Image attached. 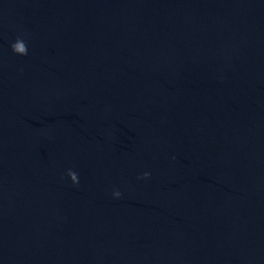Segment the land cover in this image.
<instances>
[{
	"label": "water",
	"instance_id": "95a60500",
	"mask_svg": "<svg viewBox=\"0 0 264 264\" xmlns=\"http://www.w3.org/2000/svg\"><path fill=\"white\" fill-rule=\"evenodd\" d=\"M0 264H264V0H0Z\"/></svg>",
	"mask_w": 264,
	"mask_h": 264
},
{
	"label": "clouds",
	"instance_id": "9594fccd",
	"mask_svg": "<svg viewBox=\"0 0 264 264\" xmlns=\"http://www.w3.org/2000/svg\"><path fill=\"white\" fill-rule=\"evenodd\" d=\"M11 50L13 53L15 54H18V55H27V46L24 42V40L20 37H18L15 42H13L11 45ZM149 175V173L145 172L143 173V177H140V178H147V176ZM67 176L68 178L70 179V181L73 183V184H77L78 183V176L75 172H73L72 170H68L67 172ZM112 195L114 197H119L120 196V193L118 191H114L112 193Z\"/></svg>",
	"mask_w": 264,
	"mask_h": 264
}]
</instances>
